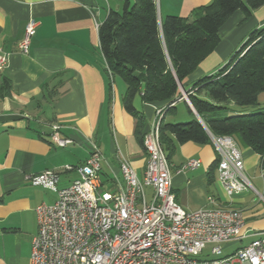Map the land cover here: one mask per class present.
Here are the masks:
<instances>
[{"label":"crops","instance_id":"1","mask_svg":"<svg viewBox=\"0 0 264 264\" xmlns=\"http://www.w3.org/2000/svg\"><path fill=\"white\" fill-rule=\"evenodd\" d=\"M211 1L156 3L161 19L167 15L193 18L197 8ZM123 3L124 0H0V54L8 55V66L1 74L12 80L11 96L0 99V264H32V242L38 232L36 208L58 199L56 191L34 185L30 176L50 169L58 173V189L69 186L79 177L77 167L90 155V139L98 144L103 156V189L115 190L117 180H123L122 158L143 177L147 156L136 137V119L123 105L127 86L119 76H110L100 48V24L111 9L120 11ZM31 19L38 22L36 34L29 52L22 53L19 43ZM262 25L264 5L247 18L243 11H236L222 26V40L215 51L184 81L183 96L186 98L184 86L189 89L198 79L215 73L248 34ZM50 90H56L57 95L44 98ZM134 104L143 112L149 130L157 119L156 110L164 103H143L138 95ZM180 106L182 110H178ZM174 116L190 118L183 99L177 102ZM162 118L165 121L167 117ZM54 123L61 125V135L71 138L72 143L64 147L53 143L50 136ZM238 146L252 187L232 196L219 181L217 168L214 178L209 179L210 168L219 159L212 141L179 145L167 160L172 192L185 210L213 206L242 210L243 237L224 243V255L249 244L264 231L261 157L242 143ZM190 158L199 159V166L180 170ZM66 165L72 168L66 170ZM207 256L211 258L210 252Z\"/></svg>","mask_w":264,"mask_h":264},{"label":"built area","instance_id":"2","mask_svg":"<svg viewBox=\"0 0 264 264\" xmlns=\"http://www.w3.org/2000/svg\"><path fill=\"white\" fill-rule=\"evenodd\" d=\"M38 22L29 20L19 50L28 53ZM8 55L0 54V74ZM112 77V73L109 70ZM162 108L156 110V118ZM157 119L144 136L147 164L139 177L125 158L123 180L115 190L100 183L102 153L90 139V155L77 167L79 177L58 189V173L45 170L30 176L34 185L58 193L53 204L36 208L38 232L33 238L32 264H264V231L249 244L223 254V244L242 239L245 218L241 209L213 206L185 210L172 192V175L159 142ZM51 140L64 147L72 139L61 135V125H51ZM218 153V178L228 196L252 186L244 172L241 150L229 135H211ZM200 160L188 159L180 170L196 168ZM66 165L64 169H71ZM148 189L151 198L148 199ZM211 202H215L210 198ZM207 246L211 258L200 259Z\"/></svg>","mask_w":264,"mask_h":264},{"label":"trees","instance_id":"3","mask_svg":"<svg viewBox=\"0 0 264 264\" xmlns=\"http://www.w3.org/2000/svg\"><path fill=\"white\" fill-rule=\"evenodd\" d=\"M263 5L264 0H212L197 8L193 18L167 15L161 19L156 0H124L122 10L109 11L99 26L100 48L107 70L127 86L123 105L136 119L135 133L142 146L148 130L143 112L134 104L138 95L143 103H164L157 129L167 160L179 145H203L212 141L211 135H229L260 155L264 177V106L259 101L264 92V25L252 30L215 73L189 89L184 86L194 109L181 87L220 44V30L227 20L238 10L247 18ZM11 94V78L0 74V99ZM56 95V90H50L44 98ZM180 99L190 118L164 121L162 116L176 113ZM232 103L259 110L217 115ZM217 167L216 162L210 168V180Z\"/></svg>","mask_w":264,"mask_h":264},{"label":"rangeland","instance_id":"4","mask_svg":"<svg viewBox=\"0 0 264 264\" xmlns=\"http://www.w3.org/2000/svg\"><path fill=\"white\" fill-rule=\"evenodd\" d=\"M241 45L242 44H239L237 49ZM259 101H260L261 105L264 106V92L260 94ZM182 106H184V105H182ZM182 109H183V107H181V106L178 108V110H182ZM257 109L259 110V108H257L256 106H238V105L232 103L229 108L221 110L217 115H220L221 117H224V116H230V115H234V114H237V113H241V111H243V113L244 112H250L251 113V112L257 111ZM166 117L167 118H165L166 119L165 121H174V122H176V121L177 122L186 121V120H184L182 118H177L174 115H166ZM150 198H151V191H150V189H148V199L150 200ZM210 248H211V246H207V248L205 249L204 253L200 256V259L209 258V256H207V255L210 252ZM224 253H225V251H224Z\"/></svg>","mask_w":264,"mask_h":264},{"label":"water","instance_id":"5","mask_svg":"<svg viewBox=\"0 0 264 264\" xmlns=\"http://www.w3.org/2000/svg\"><path fill=\"white\" fill-rule=\"evenodd\" d=\"M181 87H182V85H181ZM186 95V99L188 100V102L190 103V105H191V107L194 109V107L192 106V104H191V102H190V100H189V97H188V95H187V93L185 94ZM195 113L197 114V112L195 111ZM198 116V115H197Z\"/></svg>","mask_w":264,"mask_h":264}]
</instances>
